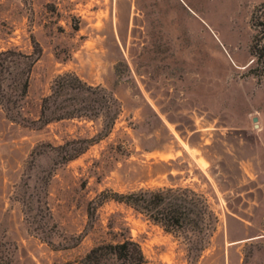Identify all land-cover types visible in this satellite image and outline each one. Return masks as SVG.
Listing matches in <instances>:
<instances>
[{
    "label": "rangeland",
    "instance_id": "rangeland-1",
    "mask_svg": "<svg viewBox=\"0 0 264 264\" xmlns=\"http://www.w3.org/2000/svg\"><path fill=\"white\" fill-rule=\"evenodd\" d=\"M262 1L0 0V50L37 56L26 116L64 71L120 108L108 134L65 161L100 118L39 127L0 106V264H88L121 220L144 264H264V62L250 48ZM179 185L202 191L217 215L200 251L114 199L88 220L101 191Z\"/></svg>",
    "mask_w": 264,
    "mask_h": 264
},
{
    "label": "trees",
    "instance_id": "trees-1",
    "mask_svg": "<svg viewBox=\"0 0 264 264\" xmlns=\"http://www.w3.org/2000/svg\"><path fill=\"white\" fill-rule=\"evenodd\" d=\"M261 10H264V1L251 14V23L258 29L252 37L250 48L257 60L262 59L264 62V20H258ZM36 59V55L17 47L0 50V106L9 119L26 120L37 123L39 127L62 118H100L102 126L94 135L81 139L79 146L66 149L63 158L67 161L108 134L119 114V104L103 86L87 83L73 71H64L53 78L50 91L42 96L35 117L26 116L23 111L24 97L29 72ZM105 193H97L88 203V220L91 223L97 206L106 199H114L160 223L166 230L188 234L189 248L199 251L209 242V236L215 229L217 215L208 197L187 185L140 187ZM109 227L110 232L119 238L96 241L86 253L88 264H144L146 260L140 244L127 234L125 220L116 225L110 224Z\"/></svg>",
    "mask_w": 264,
    "mask_h": 264
},
{
    "label": "water",
    "instance_id": "water-1",
    "mask_svg": "<svg viewBox=\"0 0 264 264\" xmlns=\"http://www.w3.org/2000/svg\"><path fill=\"white\" fill-rule=\"evenodd\" d=\"M256 118H257V117H256V116H254V118H253V119H254V120H256Z\"/></svg>",
    "mask_w": 264,
    "mask_h": 264
},
{
    "label": "bare ground",
    "instance_id": "bare-ground-1",
    "mask_svg": "<svg viewBox=\"0 0 264 264\" xmlns=\"http://www.w3.org/2000/svg\"><path fill=\"white\" fill-rule=\"evenodd\" d=\"M258 123H256V125H257Z\"/></svg>",
    "mask_w": 264,
    "mask_h": 264
}]
</instances>
